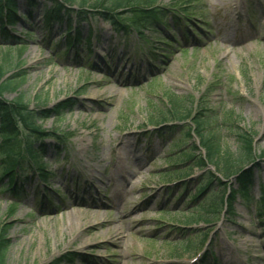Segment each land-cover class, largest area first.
<instances>
[{
  "label": "rangeland",
  "instance_id": "1",
  "mask_svg": "<svg viewBox=\"0 0 264 264\" xmlns=\"http://www.w3.org/2000/svg\"><path fill=\"white\" fill-rule=\"evenodd\" d=\"M17 1L19 14L26 15L29 0ZM190 1L201 20L184 19L181 26L170 21L167 28L146 31L144 39L117 34L100 17L73 14L82 33L68 49L57 47L65 26L43 28L42 10L51 4L38 0L33 22L16 25L29 39L23 47L0 37L4 79L23 81L5 95L8 101L23 97L32 109L40 97L48 110L75 102L72 111L38 121L65 139L43 142L41 162L52 173L49 199L32 170L20 200L1 193L6 179L0 188V235L10 244L6 264L69 258L73 263L62 264H201L207 249L216 264H264V215L257 214L256 202L264 185V0L159 4ZM198 22L201 35L185 39ZM153 47L157 58L150 55ZM172 96L185 101L192 117L202 114L206 135L219 136L237 164L244 152L238 129L247 131L259 163L254 202H226L222 193L237 187L235 177L221 179L212 167L186 161L198 145L186 134L192 118L152 123L162 112L167 116ZM210 175L224 184L215 179L193 202ZM214 202L219 209L209 210ZM198 205L203 211H195Z\"/></svg>",
  "mask_w": 264,
  "mask_h": 264
},
{
  "label": "trees",
  "instance_id": "2",
  "mask_svg": "<svg viewBox=\"0 0 264 264\" xmlns=\"http://www.w3.org/2000/svg\"><path fill=\"white\" fill-rule=\"evenodd\" d=\"M49 2L51 6L42 10L45 28L51 27L55 22L59 23L61 27L65 26L67 39L69 40L67 48L73 47L80 42L81 30L78 26L73 25V14L84 20L100 17L106 23H109L117 33L127 36L132 31H135L139 36L146 30L158 31L159 26H168L171 20L177 25L180 24L177 15L160 6V0H80L79 2L77 0H49ZM29 3L31 8L26 9V15L22 16L19 14L20 7L17 0H0V37L7 44L14 40L17 44L21 43L22 40L11 35L10 26H16L22 20L27 22L34 18L35 11L33 8L38 6L37 0H29ZM175 4L174 6L181 7L185 14L191 16L196 15L200 10L199 7L193 5V1L184 5L177 2ZM75 5L78 8H75ZM73 28L77 31V35L72 33ZM72 37H77L76 42L71 40ZM5 74L4 69L0 67V188L6 179L7 184L3 187L1 193L11 192L14 193L15 197H18L22 189L15 181L17 171L25 172L29 169L37 168L42 178L49 177L50 173L46 165L41 162L43 155L46 153L42 142L51 136L57 143H64L63 136L57 135L55 132L42 130V127L38 125V121L47 120L53 115L62 116L72 111L75 102L69 100L66 104L48 110L45 106L46 101L40 97L37 98L38 104L32 109L23 97L8 101L5 95L19 88L23 81L13 80L11 79L12 77L4 79ZM170 101L171 103L167 105L169 107L166 111L167 116L162 112L160 118L158 117L156 121L152 119V123H164L169 118L185 122L192 118L193 129L186 133L187 138L191 134L198 139L199 144L192 147L193 153H189L185 157L186 161H193L195 166L201 169L213 167L214 171L221 176V179L228 180L231 177H235L237 187H232L230 191L222 193V196L228 198L226 202L237 197L242 198L244 201L253 202L251 193L255 180L254 169L259 163H255L256 160L254 158L256 156L253 153L252 140L246 133L247 131L238 129L240 133H237V136L240 142L244 144V152L240 155L239 164H237L231 160L229 154L221 146L219 136L206 135L205 121L202 118V114L192 117V113L184 111V100L172 96ZM60 147L62 146L57 144V148ZM196 152L201 153L197 154ZM259 158L261 157L259 156ZM262 158H264V154H262ZM251 164L255 166L247 168ZM215 179L219 181L220 185L224 184L216 176H208L206 184L204 183L200 187L192 201L194 202L202 196ZM218 203L214 202L213 206H209V210L217 209L219 207ZM257 203L258 206L260 205L257 214L262 218L264 215V185L261 187ZM10 210L11 212L15 211L14 205ZM195 211L201 212L203 210H201L199 205ZM201 221L206 224L210 223L209 220L202 217ZM0 237V264H6L10 244L5 234L3 236L0 235ZM208 259L209 257L206 255L203 260L204 264H208ZM73 260V258L68 260L58 259L52 264L73 263Z\"/></svg>",
  "mask_w": 264,
  "mask_h": 264
},
{
  "label": "bare ground",
  "instance_id": "3",
  "mask_svg": "<svg viewBox=\"0 0 264 264\" xmlns=\"http://www.w3.org/2000/svg\"><path fill=\"white\" fill-rule=\"evenodd\" d=\"M96 207H98V208H101L102 207V205H97ZM79 219V217L78 216H76L75 218H74V220L76 221V220H78Z\"/></svg>",
  "mask_w": 264,
  "mask_h": 264
}]
</instances>
